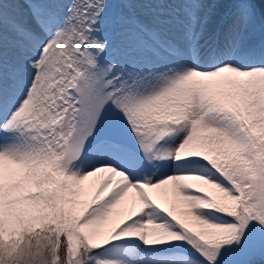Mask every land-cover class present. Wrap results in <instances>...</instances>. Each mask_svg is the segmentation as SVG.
Here are the masks:
<instances>
[{
    "label": "snow or ice",
    "instance_id": "obj_1",
    "mask_svg": "<svg viewBox=\"0 0 264 264\" xmlns=\"http://www.w3.org/2000/svg\"><path fill=\"white\" fill-rule=\"evenodd\" d=\"M0 264H264V0H0Z\"/></svg>",
    "mask_w": 264,
    "mask_h": 264
}]
</instances>
